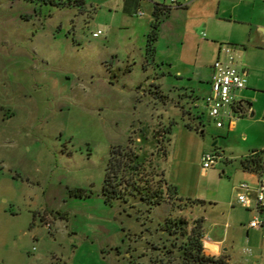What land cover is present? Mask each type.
I'll list each match as a JSON object with an SVG mask.
<instances>
[{
	"label": "rangeland",
	"instance_id": "rangeland-1",
	"mask_svg": "<svg viewBox=\"0 0 264 264\" xmlns=\"http://www.w3.org/2000/svg\"><path fill=\"white\" fill-rule=\"evenodd\" d=\"M148 1L83 0L79 12L0 0V264H180L167 219L190 229L197 216L220 221L235 207L242 224L251 213L264 222L236 201L241 184H264V170L250 177L240 165L264 151V86L242 91L253 116L230 111L233 128H216L204 70L198 81L144 62ZM128 143L181 202L104 203L109 152ZM208 152L220 159L203 173ZM249 261L240 252L232 262Z\"/></svg>",
	"mask_w": 264,
	"mask_h": 264
},
{
	"label": "crops",
	"instance_id": "crops-1",
	"mask_svg": "<svg viewBox=\"0 0 264 264\" xmlns=\"http://www.w3.org/2000/svg\"><path fill=\"white\" fill-rule=\"evenodd\" d=\"M127 1L136 6L140 3V0ZM155 4L168 9L158 29L156 65H165L169 72L176 73L178 77L193 74L198 81L202 80L200 73L204 70L208 74L205 97L210 89L211 65L216 59L224 58L223 49L227 48L245 86L255 92L264 86V35L260 32V29H264V0H149L146 20L149 27ZM133 14L138 16L136 11ZM197 30L206 32V36L201 38L196 34ZM242 98H245L242 91L236 94L237 105H241L245 115L249 113L253 116L251 104ZM246 105H249V109ZM233 126L234 121L227 123L228 130ZM243 173L253 176L246 171ZM237 206L253 209V203L249 208L239 203ZM258 212L264 214V208ZM222 216V220L209 223L205 216H197L204 221L201 240L203 254L207 257L226 256L229 264H235L233 258L240 252H246L250 258L249 264H264V225L257 229L249 228V222L254 219L252 213L250 220L242 224L235 207L227 209ZM244 232L247 236L245 240Z\"/></svg>",
	"mask_w": 264,
	"mask_h": 264
},
{
	"label": "trees",
	"instance_id": "trees-1",
	"mask_svg": "<svg viewBox=\"0 0 264 264\" xmlns=\"http://www.w3.org/2000/svg\"><path fill=\"white\" fill-rule=\"evenodd\" d=\"M37 4L56 8H77L82 12L83 0H28ZM168 9L155 4L152 12V22L149 32L146 35L145 63L149 59L154 62L155 43L158 39L159 25L163 17L167 15ZM144 66V65H143ZM234 112L242 117L245 115L240 106L234 108ZM167 132L164 131V133ZM131 143V141H129ZM113 147L109 152V158L104 170V179L101 188V195L104 203H111L114 200L124 204L131 199H138L149 210L159 206L164 202L174 203L182 201L176 196V189L168 185L162 173H156L155 169L149 167L145 158L130 147ZM158 151L165 155L163 146H158ZM262 151H253L251 155L240 162L241 168L248 173H256L260 170ZM156 179V180H155ZM81 192L77 191L75 196L81 197ZM192 204H202L201 201H188ZM203 219L193 220L190 229H187V222L177 218L167 219L162 225V232L168 237H173L179 241L176 248L180 258V264H229L226 256L207 257L203 254Z\"/></svg>",
	"mask_w": 264,
	"mask_h": 264
},
{
	"label": "built area",
	"instance_id": "built-area-1",
	"mask_svg": "<svg viewBox=\"0 0 264 264\" xmlns=\"http://www.w3.org/2000/svg\"><path fill=\"white\" fill-rule=\"evenodd\" d=\"M174 2V0H171ZM137 15H141L139 12ZM101 35L100 31L92 33L93 38H97ZM225 54L224 58L216 59L211 65V75L209 82V93L203 98V105L207 117L214 122L216 128L223 127V121L227 120L228 124L232 121L230 111L237 105L236 94L245 89V81L239 73L235 65L233 56L230 55L227 48L223 49ZM220 159L218 154L204 153L201 156L202 170L206 171L210 167L216 164ZM260 169L264 170V158L260 163ZM238 189L245 192V195L238 194L237 202L245 208H249L253 203V209L259 211L264 208V184H259L257 188H249L246 184H241ZM250 194L254 197L252 200L248 198ZM264 222L259 219H252L248 227L251 229H257L262 227ZM50 229L49 225H45Z\"/></svg>",
	"mask_w": 264,
	"mask_h": 264
},
{
	"label": "water",
	"instance_id": "water-1",
	"mask_svg": "<svg viewBox=\"0 0 264 264\" xmlns=\"http://www.w3.org/2000/svg\"><path fill=\"white\" fill-rule=\"evenodd\" d=\"M260 32L262 35H264V29H260ZM240 105V104H239ZM241 106V105H240ZM246 108L249 109V105H246ZM214 146V144L212 145V147Z\"/></svg>",
	"mask_w": 264,
	"mask_h": 264
}]
</instances>
